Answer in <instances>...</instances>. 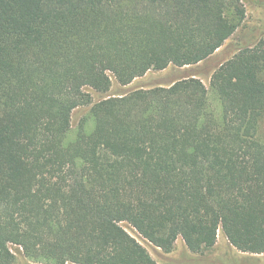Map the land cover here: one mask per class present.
<instances>
[{
    "label": "trees",
    "instance_id": "1",
    "mask_svg": "<svg viewBox=\"0 0 264 264\" xmlns=\"http://www.w3.org/2000/svg\"><path fill=\"white\" fill-rule=\"evenodd\" d=\"M244 17L243 0H0V264L10 245L46 264H158L144 243L197 253L220 230L264 253V37L208 86L85 91L203 61Z\"/></svg>",
    "mask_w": 264,
    "mask_h": 264
},
{
    "label": "rangeland",
    "instance_id": "2",
    "mask_svg": "<svg viewBox=\"0 0 264 264\" xmlns=\"http://www.w3.org/2000/svg\"><path fill=\"white\" fill-rule=\"evenodd\" d=\"M245 17L236 29L234 34L227 39L211 56L196 64L182 67L169 65L163 70H150L143 76L135 78L128 85H120L114 79L107 93H99L87 87L92 102H97L107 95L126 94L133 89L149 88L153 86H165L173 81L195 76L200 78L206 86L212 72L227 59L232 57L239 49L246 45H253L261 37H264V0H243ZM90 105H82L75 108L71 116L70 137H74L78 126L87 112ZM91 126V121H88ZM257 137L264 143V114L260 116L257 128ZM148 250L158 264H264V253L252 254L239 251L227 240L225 235L218 231L216 243L209 249L201 252H190L181 238L175 242L174 249L164 254L160 249L147 245ZM15 259L13 264H46L45 262L28 258L18 245H10ZM73 264V263H66Z\"/></svg>",
    "mask_w": 264,
    "mask_h": 264
}]
</instances>
